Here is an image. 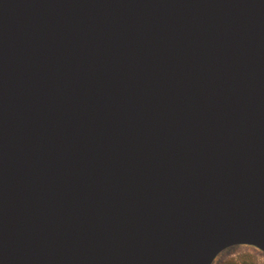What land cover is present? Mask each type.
Wrapping results in <instances>:
<instances>
[{
  "label": "water",
  "instance_id": "1",
  "mask_svg": "<svg viewBox=\"0 0 264 264\" xmlns=\"http://www.w3.org/2000/svg\"><path fill=\"white\" fill-rule=\"evenodd\" d=\"M264 253V0H0V264Z\"/></svg>",
  "mask_w": 264,
  "mask_h": 264
},
{
  "label": "rangeland",
  "instance_id": "2",
  "mask_svg": "<svg viewBox=\"0 0 264 264\" xmlns=\"http://www.w3.org/2000/svg\"><path fill=\"white\" fill-rule=\"evenodd\" d=\"M230 261L242 264L244 261L264 264V253L249 246H233L222 251L213 264H227Z\"/></svg>",
  "mask_w": 264,
  "mask_h": 264
},
{
  "label": "trees",
  "instance_id": "3",
  "mask_svg": "<svg viewBox=\"0 0 264 264\" xmlns=\"http://www.w3.org/2000/svg\"><path fill=\"white\" fill-rule=\"evenodd\" d=\"M227 264H236L235 262L233 261H230L229 263ZM242 264H256L255 262L251 261L250 263H248L247 261H244Z\"/></svg>",
  "mask_w": 264,
  "mask_h": 264
}]
</instances>
